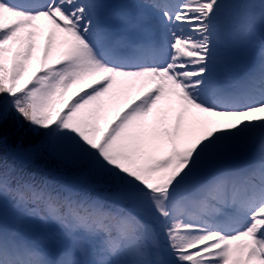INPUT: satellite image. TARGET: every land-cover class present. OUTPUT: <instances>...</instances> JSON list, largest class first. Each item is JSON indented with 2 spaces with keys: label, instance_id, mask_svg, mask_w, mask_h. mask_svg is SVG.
<instances>
[{
  "label": "snow or ice",
  "instance_id": "snow-or-ice-1",
  "mask_svg": "<svg viewBox=\"0 0 264 264\" xmlns=\"http://www.w3.org/2000/svg\"><path fill=\"white\" fill-rule=\"evenodd\" d=\"M116 7L0 0V264H264V0Z\"/></svg>",
  "mask_w": 264,
  "mask_h": 264
},
{
  "label": "trees",
  "instance_id": "trees-1",
  "mask_svg": "<svg viewBox=\"0 0 264 264\" xmlns=\"http://www.w3.org/2000/svg\"><path fill=\"white\" fill-rule=\"evenodd\" d=\"M42 132H37L29 129L27 124L21 127L19 124L9 121L3 129V138L6 144L0 146V157L7 156L13 150H27L34 146L36 141L41 136ZM71 167L67 163H62L60 160L54 159L46 152L38 156L33 163H31L26 171L35 175L38 179L55 180L60 179L65 181L63 172H68ZM75 174L76 172L73 171Z\"/></svg>",
  "mask_w": 264,
  "mask_h": 264
}]
</instances>
